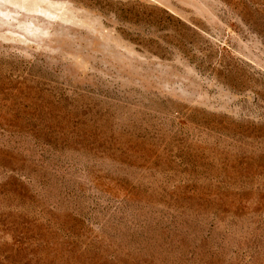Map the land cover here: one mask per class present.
<instances>
[{
    "label": "rangeland",
    "instance_id": "obj_1",
    "mask_svg": "<svg viewBox=\"0 0 264 264\" xmlns=\"http://www.w3.org/2000/svg\"><path fill=\"white\" fill-rule=\"evenodd\" d=\"M0 264H264V0H0Z\"/></svg>",
    "mask_w": 264,
    "mask_h": 264
}]
</instances>
